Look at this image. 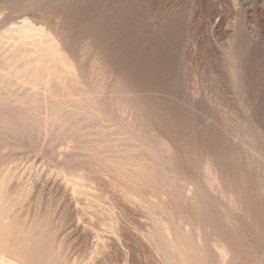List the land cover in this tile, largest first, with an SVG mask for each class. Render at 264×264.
<instances>
[{
    "label": "rangeland",
    "instance_id": "374dc122",
    "mask_svg": "<svg viewBox=\"0 0 264 264\" xmlns=\"http://www.w3.org/2000/svg\"><path fill=\"white\" fill-rule=\"evenodd\" d=\"M45 9L49 11V16L52 12L60 14L62 10L64 20L57 26L58 30L56 26L46 30L47 21L54 16L52 14L49 18ZM42 15L45 18L40 19ZM0 23V79L6 73L8 75V72L12 73V70L11 75L22 66H27L26 71L20 69L15 72L14 76L19 74L17 78L13 79L14 76L9 73L10 77L6 75L3 78L6 79L5 82L0 80V84L4 86L9 84V87L0 85V92L4 89V95L0 93L4 98L0 97V100L6 99L4 103H0L8 106L0 105V111L4 115L0 113V121L4 123L0 122V264H264V170L255 165L253 156L254 150L258 148L264 155V0H0ZM42 23L44 27H40ZM61 24L64 29L60 28ZM37 28L44 30V33L38 32ZM33 29L37 31L32 32ZM27 30H30L28 32L33 37L36 33L37 35L23 41L13 40V45L12 38H17ZM54 31L56 34H52ZM40 34H46L43 41L46 44L49 42L48 46L43 42L39 43L37 39ZM88 37L91 40H87ZM7 38L11 40L8 42ZM86 43L92 45L89 47ZM33 45H41V49L33 48ZM50 45L61 47L62 50L57 49L63 52L59 51L58 55L54 51V55ZM47 47L50 48L46 51ZM42 48L44 52L41 51ZM38 53L52 55L50 60H53L54 76H51L56 86L64 88L67 95V98L62 99L60 92L52 90L59 101L63 100L61 104L67 103L61 107L60 102H56L59 106L55 105L52 113L57 115V111H60L59 127H55L56 130L53 129L49 134L44 128L48 129L49 126L45 116L50 115L42 99V81L45 82L47 72L43 64H36L37 59L49 60V57L45 54L41 57ZM96 53L103 54L112 70L111 77ZM18 64L21 67L14 69ZM28 64L32 68L29 71ZM7 65L13 68L9 69ZM41 70H44L42 74ZM30 71H33L30 74L32 78ZM23 73H27L28 78ZM105 74L108 78L104 77ZM21 75L25 76L24 82L23 78H18ZM35 78L37 87L26 81ZM37 78L40 79L39 82ZM10 79L13 80V86L10 85ZM114 79L115 83L112 82ZM104 80L107 84H104ZM119 85H124V88H119ZM105 87L108 89L105 90ZM25 88L31 92L28 90L30 93L27 94ZM38 88L42 92L40 89V92L36 91ZM5 89L8 92L13 90L14 94L10 92L5 95ZM97 89L101 90L102 97L97 96L100 94ZM122 89L125 91H120ZM110 90L112 93L117 92L112 95ZM22 92H25L24 96ZM36 93L39 97L37 100ZM86 94L89 98L85 97ZM110 95L119 98L121 102L110 98ZM90 97H93L92 100ZM18 98L22 99V103L18 102ZM107 98L111 101H107ZM134 98L138 99V103ZM13 102L12 109L9 110ZM116 103L123 104L118 107ZM78 106L76 111L79 114L74 112V108ZM114 107L119 110L114 111ZM26 110L31 112V116ZM129 110L136 114H129ZM46 113L49 116L43 115ZM67 113L68 116H65ZM99 113L105 114V117ZM75 114L82 116V120L78 116L76 118ZM63 116L71 119L66 121ZM31 119L34 123H31ZM83 119H87L84 123L88 122L89 126L83 123ZM72 120L77 122L73 123ZM6 121L9 124H5ZM67 122L69 124H66V129L73 127L69 129L71 133L74 131L72 136L64 130L63 124ZM102 122L107 124L104 126ZM90 123L94 125L91 126ZM35 124L43 126V129L33 127ZM5 125H12V128L9 126L7 130ZM94 126L96 127L93 128ZM106 126L112 131L116 129L115 134ZM14 127L20 130L17 131ZM87 127L92 129L87 130ZM73 129H77L76 132ZM78 130H82L83 134ZM61 131L64 133L61 134ZM58 132L60 135H57ZM106 133L108 136L110 134L109 138ZM154 133L158 134L157 137ZM53 134H56V138ZM71 137H76V140ZM48 138H51L50 142ZM22 139L27 140V143ZM77 139L80 140L77 142ZM44 143H48V146ZM121 144L131 145L128 146L130 149L124 145L123 148ZM131 148H135V151ZM105 149H110L108 153H111L107 154ZM112 149L119 152L113 153ZM96 150L97 154L94 155ZM131 150L132 154L138 153L137 157L130 153ZM143 153L145 154L142 156ZM125 160L127 163L122 162ZM148 161L150 165L147 164ZM75 163L79 166L76 167ZM125 163L129 165L125 166ZM139 163L142 164L140 170L146 171L145 175H148L144 179L143 176L138 178ZM123 164L124 168L121 166ZM114 165L119 167L115 168ZM148 166L151 169L148 170ZM205 166L208 168L207 172ZM208 170L213 172V176L216 174L219 178L220 175L227 190L221 186V179H218L220 184L215 188L218 182L213 185L215 180ZM158 173L160 179H163L164 174L173 176V185L160 181L155 175ZM192 188L198 190L194 191ZM186 189H191L194 193L196 203L195 199L194 202L190 200ZM182 201L186 203L183 204ZM220 243H224L229 252L224 253Z\"/></svg>",
    "mask_w": 264,
    "mask_h": 264
},
{
    "label": "bare ground",
    "instance_id": "6f19581e",
    "mask_svg": "<svg viewBox=\"0 0 264 264\" xmlns=\"http://www.w3.org/2000/svg\"><path fill=\"white\" fill-rule=\"evenodd\" d=\"M4 4H5V3H4ZM3 6H4V5H3ZM6 6H7V5H6ZM54 7H55V6H54ZM25 9H26V8H25ZM59 9H61V8H59ZM42 10H43V9H42ZM48 10H49V9H48ZM52 10H53V9H52ZM52 10H51V11H52ZM45 11H46V9H45ZM45 11H44V12H45ZM61 11H62V10H61ZM61 11H60V14H59V13H54V14H53V12H52V14H53L54 17H53L52 19H49V20L47 21V22H48V25L46 24V22L43 21L44 24H46V25L48 26V29H46V28H44V29H46V30H50L51 28L54 29V27L56 26V29L58 30L57 26H59V24L64 20V18H63V20H62V17H64V16H63L64 14H62ZM95 11H96V10H95ZM39 12H40V11H39ZM46 12L48 13V17L51 18V15H52V14L49 16V11H46ZM57 12H58V11H57ZM64 13H65V12H64ZM61 14H62V15H61ZM43 15H46V14H43ZM43 15L40 16V19L45 18V17H43ZM66 15H67V14H66ZM32 16H34V15H32ZM35 16H36V15H35ZM41 17H43V18H41ZM46 17H47V15H46ZM65 17H67V16H65ZM36 18H37V16H36ZM176 18H177V17H176ZM32 19H33V18H32ZM38 19H39V18H38ZM69 19H70V18H69ZM21 20H22V19H21ZM23 20H26V19L24 18ZM23 20H22V21H23ZM35 20H37V19H35ZM45 20H46V19H45ZM33 21H34V20H33ZM39 22H40V21H39ZM29 23H30V22H29ZM66 23H67V21H66ZM66 23H65V24H66ZM0 24H1V23H0ZM21 24H22V23H21ZM42 24H43V23H42ZM44 24L41 25V26L39 25V26H40V27H42V26L44 27ZM65 24H63V25L66 26ZM69 24H70V23H69V21H68V25H69ZM12 25H16V24H12ZM12 25H11V26H12ZM24 25H26V22H25V21H24ZM32 25H33V23H32ZM53 25H54V26H53ZM22 26H23V25H22ZM37 26H38V25H37ZM47 26H46V27H47ZM52 26H53V27H52ZM69 26H70V25H69ZM61 27H62V29H64L63 26H62V24H61L60 28H61ZM24 29H25V28H24ZM34 29H35V28H34ZM34 29H33V31H32V30H31V31H32V32H36L37 30L34 31ZM37 29H38V28H37ZM42 29H43V28H42ZM72 29H73V28H72ZM60 30H61V29H60ZM175 30H176V29H175ZM28 31H30V30L23 31V32L20 31L21 33H20L19 35L17 34V35H18L17 38H16V37L12 38V42H13V40H15V42H17V41H16L17 39H19V40L22 39V41H23V40L26 39V38L33 37V36L30 34V32H28ZM40 31H41V28H40V30L38 29V32H40ZM52 31H53V30H52ZM10 32H11V30L9 31V33H10ZM42 32L44 33V30L41 31V34H42ZM48 32H50V31H48ZM56 32H57V31H56ZM61 32H62V31H61ZM5 33H6V32H5ZM5 33H4V34H5ZM15 33H16V32H15ZM45 33L50 35L51 32H50V33L45 32ZM53 33L56 34L55 31L52 32V34H53ZM65 33H66V31H65ZM163 33H165V32H163ZM7 34H8V33H7ZM41 34L39 35V39H37V40H39V43H40V44H41V42H43V44H44V43L46 44V42L43 41V36H45L46 34H45V35L43 34V36H42ZM52 34H51L50 36H52ZM11 35H12V34H11ZM35 35H37V33H36ZM35 35H34V37H35ZM79 35H80V34H79ZM2 36H3V35H2ZM12 36H13V35H12ZM59 36H60V34H59ZM34 37H33V38H34ZM54 37H55V35H54ZM57 37H58V36H57ZM62 37H64L63 34H62ZM62 37H61V38H62ZM37 38H38V36H37ZM49 38H51V37H49ZM90 38H91V37H90ZM90 38L88 37L87 40H91ZM92 38H93V37H92ZM7 39H8V38H7ZM30 39H31V38H30ZM44 39H46V38H44ZM52 39H54V38L52 37ZM9 40H11V39H8V42H9ZM50 40H51V39H50ZM50 40H48V41H50ZM54 40H55V39H54ZM56 40H57V39H56ZM63 40H66V39L63 38ZM87 40H86V42H87ZM51 41H52V40H51ZM51 41H50V42H51ZM60 41H61V40H60ZM97 41H98V40H97ZM151 41H152V40H151ZM15 42H13V45H14ZM62 42H63V41H62ZM169 42H170V41H169ZM0 43H1V42H0ZM29 43H30V42H29ZM48 43H49V42H47V44H46L47 46H48ZM52 43H53V42H52ZM84 43H85V42H84ZM144 43H145V42H144ZM7 44H8V43H7ZM35 44H37V43H35ZM43 44H42V45H43ZM62 44H63V43H62ZM86 44H87V46L92 45V44H89V45H88V43H86ZM96 44H97V43H96ZM99 44H100V43H99ZM99 44H98V46H101V47L104 46V44H103V46H102V45H99ZM3 45H5V44H3ZM51 45H52V44H51ZM51 45H50V47L53 48V49H51L50 47H49V48H50V50L53 51L52 53H53L54 55H55V53L58 54V52H59L60 50L57 49V48H61V47H58V46H57V47H56V46H55V47H52ZM57 45H59V44H57ZM164 45H165V44H164ZM39 46L41 47V45H39ZM39 46H38V47H39ZM44 46H45V45H44ZM94 46H95V44H94ZM38 47H35V46L33 45V48H37L38 50H40L41 48L39 47V48H40V49H39ZM83 47H84V46H83ZM83 47H82V48H83ZM89 47H90V46H89ZM91 47H92V46H91ZM12 48H13V47H12ZM44 48H45V47H44ZM49 48L47 47V48H46V51H47V49H49ZM37 49H36V50H37ZM74 49H75V48H74ZM97 49H98V48H97ZM97 49H95V50H97ZM159 49H160V48H159ZM34 50H35V49H34ZM50 50H48V51L50 52ZM61 50H62V48H61ZM91 50H93V49H91ZM41 51H43V48H42ZM54 51H55V53H54ZM38 52H39V51H38ZM43 52H44V51H43ZM49 52H48V53H49ZM60 52H63V51H60ZM95 52H96V51H95ZM97 52H98V51H97ZM52 53H51V54H52ZM100 53H101V52H100ZM35 54H36V53H35ZM38 54H39V53H38ZM43 54H45V53H43ZM43 54H42V55H43ZM78 54H79V53H78ZM96 54L99 55V56H97L98 59L100 60V62L102 63V65L106 68V71H107L108 73H110L109 77H111L112 70L110 69L108 63L106 62V59L103 58V56H102L103 54H102V55L99 54V53H96ZM96 54H94V57L96 56ZM39 55H41V53H40ZM42 55H41V57H43ZM45 55L47 56V58L49 57V60L46 59V58H39V59H37V63H36V64H37L38 66H39V64H43L44 67H45L44 70H45V72H47V74L45 73L46 75L44 74V75L46 76V77L44 78V79H45V82H44V80H43V81L41 80V81L44 83V85H43V83H42V84L40 83V85H43V86H42V90H43V93H44V98L42 97V94H39V95H40V96L42 97V99L45 101V104H46L45 107H47V109H48L47 112H49V115H50V116H49L47 113H46V114H43V115H48V116H49V117H47V116H45V117H46V119L48 118V121H47V122H49V126H47V128H48L49 130H51V131L49 132L48 129H45L46 127L44 128V131L47 130V133L49 134V133H51V132L53 131V129L56 130V128L59 127V126H58V121H59V118H60V116H59V112H60V111H57L58 108L56 107V111H57L58 113H57V115H56V114L54 115V114L52 113V112H54V111H53V108H54V110H55L56 102H60V104L63 102V100H62V102L59 101V100H58L59 98L57 99L56 96H55V94H52V90H57L58 92H60V95H61V98H62V99L67 98V97H66L67 95L65 94L66 92H65V89H64V88L56 86V82H55L54 78L51 76V74H52V75L54 74V72L52 73V71H54V68H53L54 66H52V62H51L52 59L50 60V57H51L52 55H51V56H50V55H47V54H45ZM54 55H53V58H54ZM58 55H59V54H58ZM61 55H62V54H61ZM61 55H60V56H61ZM100 55H101V56H100ZM105 55H106V54H105ZM60 56H58V59L60 58ZM36 57H37V56H36ZM15 58H17V57L15 56ZM37 58H38V57H37ZM51 58H52V57H51ZM95 58H96V57H95ZM91 59H93V57H92ZM8 60H9V59H8ZM8 60H6V62H7ZM61 60H63V59H61ZM52 61H53V60H52ZM59 61H60V60H59ZM6 62H5V63H6ZM54 62H55V60H54ZM61 62H62V61H61ZM3 63H4V62H3ZM5 63H4V64H5ZM24 63H25V66H26V65H27L26 61H25ZM24 63H23V65H24ZM29 63H30V62H29ZM30 64L32 65V62H31ZM12 65H13V64H12ZM21 65H22V64H21ZM31 65H30V67H31ZM37 65H36V67H37ZM43 65H42V66H43ZM7 66H8V65H7ZM97 66H98V65H97ZM20 67H21V66H20ZM20 67H19V64H18V65H16V67H14V69H15V68H20ZM22 67H23V68H20V69H24V70L27 69V66H26L25 68H24V66H22ZM28 67H29V64H28ZM30 67L28 68V71H29ZM36 67H35V68H36ZM6 68H7V67H5V69H6ZM8 68L10 69V68H13V67H9V66H8ZM8 68H7V69H8ZM5 69H3V71H4ZM7 69H6V70H7ZM20 69L15 70V72H16V71L19 72L18 70H20ZM31 69H32V68H31ZM31 69H30V70H31ZM36 69L38 70V68H36ZM44 70H43V71H44ZM1 71H2V69H1ZM25 71H26V70H25ZM34 71H35V70H34ZM43 71L41 70V74H42ZM68 71H69V70H68ZM104 71H105V70H104ZM15 72H14V74H15ZM30 72H31V73H30ZM30 72H29V75L33 73V71H30ZM55 72H56V71H55ZM99 72H100V71H99ZM9 73H10V72H8V75H9ZM12 73H13V70H12ZM12 73H10V76L13 77L14 74L11 75ZM20 73H22V72H20ZM27 73H28V72H27ZM27 73H23V75H24V74L27 75ZM102 73H103V72H102ZM105 73H106V72H105ZM34 74H36V73H34ZM41 74H40V75H41ZM4 75H5V74H4ZM6 75H7V73H6ZM6 75H5V77H6ZM8 75H7V76H8ZM18 75H19V74H18ZM18 75H17V76H18ZM23 75L19 76L18 78H19V80H20V78H21V79L23 78L22 81L24 82V77H25V76H23ZM106 75H107V74H105L104 77H106ZM119 75H120V73H119ZM1 76H2V74L0 75V78H1ZM10 76H8V77H10ZM17 76H14L13 79H15V77L17 78ZM38 76H39V75H38ZM42 76H43V75H42ZM53 76H54V75H53ZM122 76H123V75H122ZM124 76H125V75H124ZM5 77H3V78H5ZM12 77H11V78H12ZM35 77H36V76H35ZM39 77H41V76H39ZM104 77H103V78H104ZM117 77H118V74H117ZM120 77H121V75H120ZM3 78L0 79V80H2L1 82H5L6 79L4 80ZM26 78H28V75H27ZM30 78H32L31 75H30ZM103 78H102V79H103ZM106 78H108V77H106ZM115 78H116V77H115ZM118 78H119V77H118ZM118 78H117V80H118ZM121 78H122V77H121ZM37 79H38V78H37ZM109 79H110V78H109ZM3 80H4V81H3ZM16 80H17V79H16ZM28 80H29V81H28ZM34 80H35V81H34ZM34 80H33V79H32V80H30V79H26L27 83H29L30 85L33 84L34 82H36V78H35ZM39 80H40V79H38L37 81L39 82ZM8 81H9V80H8ZM10 81H11V79H10ZM106 81H108V80H106ZM114 81H116V79H114L112 82H114ZM119 81H120V80H119ZM12 82H13V80L11 81L10 85L12 84ZM19 82H20V81H19ZM104 82H105V80H104ZM120 82H121V81H120ZM7 83H8V82H7ZM14 83H15V81H14ZM16 83H17V82H16ZM25 83H26V82H25ZM25 83H24V84H25ZM27 83H26V84H27ZM102 83H103V82H102ZM114 83H115V82H114ZM116 83H117V82H116ZM122 83H123V82H121V84H122ZM127 83H128V82H126V84H127ZM129 83H130V82H129ZM26 84H25V85H26ZM29 84H28V85H29ZM100 84H101V82H100ZM104 84H107V83L105 82ZM118 84H119V82H118ZM126 84H125V85H126ZM0 85H2V84H0ZM13 85H14V84H13ZM13 85H11V86H13ZM28 85H26V86H28ZM35 85H36V83H34L32 86L35 87ZM40 85H39V86H40ZM102 85H103V84H102ZM102 85H100V86H102ZM2 86H4V85H2ZM7 86L9 87V84H8ZM7 86L5 85L4 87H7ZM18 86H20V84H19ZM18 86H17V87H18ZM26 86H24V87H26ZM103 86H104V85H103ZM103 86H102V87H103ZM112 86H113V84H112ZM115 86H116V84H115ZM119 86H120L119 88H122V87L124 88V85H123L122 87H121V85H119ZM128 86H130V85L128 84L127 87H128ZM0 87H1V86H0ZM4 87H3V88H4ZM15 87H16V86H15ZM22 87H23V86H22ZM22 87H21V89H22ZM36 87H37V85H36ZM40 87H41V86H40ZM97 87H98V86H97ZM117 87H118V86H117ZM131 87H132V85H131ZM131 87H130V88H131ZM13 88H14V87H13ZM28 88H29V87H28ZM28 88H25V89H26V92L29 90ZM32 88H33V87H32ZM8 89H9V88H8ZM25 89H24L23 91H25ZM30 89H31V88H30ZM33 89H36V88H33ZM39 89H40V91H41V88H38V90H36V91H39ZM106 89H108V87H107V88L105 87V90H106ZM110 89H111V88H110ZM112 89H113V87H112ZM114 89H115V88H114ZM128 89H129V87H128ZM128 89H126V90H128ZM3 90H4V89H1L2 94L4 93ZM5 90H6V89H5ZM17 90H18V88H17ZM17 90H16V91H17ZM97 90H98V89H97ZM115 90H117V89H115ZM118 90H119V89H118ZM16 91H15V92H16ZM29 91L31 92V90H29ZM34 91H35V90H34ZM40 91H39V92H40ZM80 91H81V90H80ZM84 91H85V90H84ZM89 91H90V90H89ZM98 91H99L100 94H99V95L96 94V95L102 97L103 95H101V94H102V92H100L101 90H98ZM98 91H96V92H98ZM120 91L124 92L125 90L123 91V89H122V90H120ZM1 92H0V93H1ZM10 92H11V89H10ZM10 92H8V90H6V91H5V95H7L6 93L9 94ZM12 92H13V90H12ZM12 92H11V93H12ZM30 92H29V93H30ZM41 92H42V91H41ZM96 92H95V93H96ZM104 92H105V91H104ZM104 92H103V94H105ZM109 92L112 93V90H110ZM116 92H117V91H116ZM116 92L113 91L114 94H115ZM133 92H134V91H133ZM24 93H25V92H24ZM24 93L22 92L23 95H22L21 93H20V95L24 96ZM29 93L27 92V94H29ZM82 93H83V90H82ZM87 93L91 95L90 92H87ZM113 93H112V95H114ZM118 93H119V91H118ZM127 93H128V92H126V95H127ZM129 93L131 94L132 92L129 91ZM134 93H135V92H134ZM136 93H137V92H136ZM151 93H152V92H151ZM159 93H160V92H159ZM2 94H1V95H2ZM13 94H14V92H13ZM13 94H12V95H13ZM33 94H35V93H33ZM122 94H123V93H122ZM164 94H165V93H164ZM3 95H4V94H3ZM53 95L55 96V98H54ZM112 95H110V96H111L110 98H115V99H116V97H115V96L113 97ZM118 95H120V94H118ZM123 95H124V94H123ZM128 95H129V94H128ZM131 95H132V94H131ZM134 95H135V94H134ZM134 95H133V96H134ZM137 95H138V94H137ZM8 96H9V95H8ZM13 96H15V95H13ZM29 96H30V95H29ZM87 96H88V95L86 94L85 97H86V98H89V96H88V97H87ZM0 97H3V96H0ZM11 97H12V96H10V98H11ZM18 97H19V96H18ZM76 97H77V96H76ZM85 97H84V98H85ZM117 97H120V96H117ZM134 97H135V96H134ZM177 97H178V96H177ZM3 98H4V97H3ZM25 98H26V97H24V99H25ZM36 98H39V97H37V93H36V97H35V99H36ZM77 98H78V97H77ZM82 98H83V97H82ZM92 98H93V97H92ZM92 98L90 97L91 100H92ZM99 98H100V97H99ZM122 98H123V96H122ZM127 98H128V97H127ZM140 98H141V97H140ZM18 99H19V98H18ZM18 99H17V100H18ZM90 99H89V100H90ZM104 99H105V101H106V97H105ZM107 99H108V98H107ZM115 99H114V101H115ZM128 99H129V98H128ZM132 99H133V98H132ZM4 100H6V99L0 100V101H2L1 103H4ZM19 100H20V101H19ZM19 100H18V102L20 103L22 99L20 98ZM26 100H27V99H26ZM26 100H24V101H26ZM36 100H37V99H36ZM38 100H40V99H38ZM55 100H58V101H55ZM118 100H119V98L116 99V101H118ZM130 100H131V97H130ZM137 100H138V99H137ZM137 100L134 98V101H136V103H138ZM27 101H28V100H27ZM40 101L42 102V100H40ZM44 101H43V102H44ZM66 101H67V100H66ZM68 101H69V100H68ZM83 101H84V100H83ZM94 101H97V100H94ZM107 101H109V99H108ZM110 101H111V99H110ZM110 101H109V102H110ZM119 101H120V100H119ZM119 101H118V102H119ZM180 101H181V100H180ZM8 102H9V99H8ZM11 102H12V101H11ZM18 102H17V103H18ZM35 102H37V101H35ZM87 102H88V101H87ZM87 102L85 101V103H87ZM97 102H98V101H97ZM102 102H103V101H102ZM109 102H108V103H109ZM120 102H121V101H120ZM1 103H0V105H1ZM21 103H22V102H21ZM32 103H33V101H32ZM32 103H31V104H32ZM66 103H67V102H66ZM66 103L64 102V104H61V107H62V106H65ZM76 103H77V102H76ZM80 103H81V101H80ZM83 103H84V102H83ZM88 103H89V102H88ZM94 103H95V102H94ZM94 103H91V104L93 105ZM105 103H106V102H105ZM131 103H132V102H131ZM134 103H135V102H134ZM140 103H141V102H140ZM13 104H14V102H13L12 104H10V106H9L10 109H9V110L12 109V108H11V105H13ZM15 104H16V103H15ZM26 104H27V103H26ZM35 104H36V103H35ZM37 104H38V102H37ZM57 104H58V103H57ZM96 104H97V103H96ZM96 104H95V105H96ZM99 104H100V103H99ZM99 104H98V105H99ZM103 104H104V103H103ZM106 104H107V103H106ZM106 104H105V107H106ZM116 104L119 105L118 107H120V105L123 104V103H121V104L116 103ZM116 104H115V105H116ZM125 104L129 106V104H127V103H125ZM132 104H133V103H132ZM215 104H216V103H215ZM4 105H5V104H4ZM4 105L2 104L1 106H4ZM6 105H7V104H6ZM6 105H5V106H6ZM20 105H21V104H20ZM20 105H19V106H20ZM27 105H28V104H27ZM29 105H30V104H29ZM68 105H69V102H68ZM71 105H72V104H71ZM77 105H78V103H77ZM81 105H83V104H81ZM95 105H94V106H95ZM109 105H110V104H108V106H109ZM111 105H113V104H111ZM111 105H110V106H111ZM115 105H114V106H115ZM136 105H137V104H136ZM136 105H135V107H137ZM138 105H140V104H138ZM14 106H15V105H14ZM19 106H18V107H19ZM23 106H25V105L23 104ZM23 106H21V107H23ZM56 106H59V105H56ZM66 106H67V105H66ZM74 106H75V105H74ZM85 106H87V104H85ZM89 106H90V105H89ZM89 106H88V107H89ZM142 106H143V105H142ZM6 107L8 108V106H6ZM28 107H29V106H28ZM28 107H27V108H28ZM71 107H72V106H71ZM71 107H70V105H69V108H71ZM80 107H82V106H80ZM102 107H103V105H102ZM118 107H117V109H115V107H114V111L116 110V112H117V110H119ZM133 107H134V106H133ZM183 107H184V106H183ZM7 108H6V109H7ZM23 108H24V107H23ZM78 108H79V106L76 107V108H74V112H75L76 109H78ZM89 108H90V107H89ZM109 108H110V107H109ZM123 108L125 109V107H123ZM131 108H132V107H131ZM143 108H144V106H143ZM227 108H228V107H227ZM13 109H14V107H13ZM25 109H26V108H25ZM33 109L35 110V107H33ZM36 109H37V108H36ZM59 109L61 110L60 107H59ZM83 109H85V108H83ZM95 109H96V108H95ZM98 109H99V108H98ZM103 109H104V108H103ZM126 109H127V107H126ZM231 109H232V108H231ZM15 110H17V108H15ZM20 110H22V109H20ZM31 110H32V109H31ZM70 110H71V109H70ZM80 110H81V109H80ZM106 110H108V109H106ZM138 110H139V109H138ZM232 110H233V109H232ZM12 111H14V110H12ZM22 111H23V110H22ZM24 111H25V110H24ZM24 111H23V112H24ZM26 111H27V110H26ZM32 111H33V110H32ZM37 111H38V110H37ZM42 111H43V110H42ZM61 111H62V110H61ZM65 111H66V109H65ZM65 111H64V112H65ZM72 111H73V109H72ZM72 111H70V112L72 113ZM109 111H111V110H109ZM123 111H124V110H123ZM126 111H127V110H126ZM129 111H131V110H129ZM224 111H225V110H224ZM233 111H234V110H233ZM3 112H4V111H3ZM5 112H6V111H5ZM7 112H8V110H7ZM10 112H11V111H10ZM18 112H19V111H18ZM27 112H29V115L31 114V112H30L29 110H28ZM38 112H39V111H38ZM62 112H63V111H62ZM76 112L79 114L78 110H77ZM87 112H88V111H87ZM100 112H102V111H100ZM105 112H106V111H105ZM111 112H112V111H111ZM121 112H122V111H121ZM121 112H120V114L122 115ZM132 112H133V111H131V113H129V114H131V115L136 114V113H133V114H132ZM136 112H137V110H136ZM0 113H2V112L0 111ZM14 113H17V111H15ZM43 113H44V112H43ZM71 113H70V115H72ZM106 113H107V112H106ZM137 113H138V112H137ZM139 113H140V112H139ZM228 113H229V112H228ZM32 114H34V112H32ZM38 114H39V113H38ZM60 114L62 115V113H60ZM85 114H86V113H85ZM88 114H89V113H88ZM91 114H92V113H91ZM94 114H95V113H94ZM96 114H97V113H96ZM96 114H95V115H96ZM124 114H125V112H124ZM233 114H235V113H233ZM1 115H3V113H2ZM20 115L22 116V114H20ZM36 115H37V114H36ZM39 115H40V114H39ZM80 115H81V114H80ZM92 115H93V114H92ZM92 115H90V116H92ZM99 115H103V114H100V113H99ZM141 115H142V114H141ZM148 115H149V114H148ZM3 116H4V115H3ZM30 116H31V115H30ZM32 116H33V115H32ZM58 116H59V118H58ZM65 116H68V113H67V115H65ZM75 116H76V118H77L78 115L75 114ZM75 116H73V117H75ZM86 116H89V115L86 114ZM103 116L105 117V114H104ZM126 116H127V114H126ZM134 116H135V115H134ZM230 116H231V115H230ZM16 117H17V116H16ZM23 117H24V115H23ZM34 117H35V116H34ZM34 117H33V118H34ZM38 117H39V116H38ZM63 117H64V116H63ZM63 117H61V118H63ZM73 117H72V118H73ZM84 117H85V116H84ZM106 117H107V116H106ZM144 117H145V116H144ZM148 117H149V116H148ZM7 118H8V117H7ZM12 118H13V117H12ZM14 118H15V117H14ZM39 118H40V117H39ZM64 118H65V117H64ZM69 118H70V117L65 118V120L67 121ZM78 118H81V120H82V116H80V117L78 116ZM91 118H92V117H91ZM98 118H99V117H98ZM128 118H130V117H128ZM146 118H147V117H146ZM228 118H229V117H228ZM235 118H236V117H235ZM24 119H26V118L24 117ZM29 119H30V118H29ZM29 119L27 118L28 121H30ZM35 119H37V118H35ZM46 119H45V123H46ZM70 119H71V118H70ZM95 119H96V118H95ZM229 119H230V118H229ZM3 120H4V119H3ZM42 120H43V119H42ZM61 120H63V119H61ZM65 120H63V121H65ZM81 120H80V121H81ZM84 120H87V119H83V123H84ZM89 120H91V119H89ZM98 120H99V119H98ZM105 120H106V118H105ZM109 120H110V119H109ZM127 120H128V119H127ZM131 120H132V117H131ZM133 120H135V117H134ZM244 120H245V118H244ZM8 121H9V119H8ZM10 121H11V120H10ZM15 121H16V120H15ZM25 121H26V120H25ZM32 121H33V120L31 119V123H34V122H32ZM37 121H41V120H38V119H37ZM73 121H76V122H77V120H72V122H73ZM80 121H79V123H80ZM107 121H108V119H107ZM111 121H112V120H111ZM111 121H110V123H111ZM139 121H141V120H139ZM139 121H138V122H139ZM224 121H225V120H224ZM0 122L2 123V121H0ZM4 122H5V121H4ZM11 122H13V120H12ZM11 122H10V123H11ZM26 122H27V121H26ZM89 122H90V121H89ZM91 122H92V121H91ZM103 122H104V121H103ZM103 122H102L101 124H103ZM105 122H106V121H105ZM138 122L136 121V123H138ZM142 122H143V121H142ZM229 122H230V121H229ZM28 123H29V122H28ZM31 123H29L30 126H31ZM40 123H41V122H40ZM40 123H39V124H40ZM42 123H43V121H42ZM45 123H44V124H45ZM60 123H61V122H59V124H60ZM73 123H74V122H73ZM85 123H87V125H88V122H85ZM85 123H84V124H85ZM112 123H113V122H112ZM130 123H131V122H130ZM132 123H134V121H133ZM139 123H140V122H139ZM2 124H4V123H2ZM5 124H9V122L7 123V121H6ZM15 124L17 125V123H15ZM29 124H28V126H27V127H28V130H29ZM39 124H37L38 128H41V127H42L41 129H43V126L40 125V127H39ZM66 124L68 125L69 123L67 122V123L63 124V126H64V130L66 129V128H65ZM70 124H72L71 121H70ZM75 124H78V123H75ZM80 124H81V123H80ZM80 124H79V126H80ZM106 124H107V123H104L103 125L105 126ZM113 124H114V123H113ZM144 124H145V123H144ZM148 124H149V122H148ZM227 124H228V123H227ZM0 125H1V124H0ZM12 125H13V124H12ZM12 125H11V126H12ZM16 125H15V126H16ZM22 125H23V124H22ZM46 125H48V123H46ZM72 125H73V124H72ZM85 125H86V124H85ZM90 125L92 126V125H94V124H93V123H90ZM99 125H100V124H99ZM133 125H134V124H133ZM142 125H143V124H142ZM214 125H215V124H214ZM237 125H238V124H237ZM5 126H6V129H7L10 125H9V126L5 125ZM5 126H4V127H5ZM11 126H10V128H12ZM37 126H36V124H35L33 127L37 128ZM63 126H62V124L60 125L61 128H62ZM69 126H70V125H69ZM74 126H75V125H74ZM83 126H84V125H83ZM88 126H89V125H88ZM96 126H97V125H96ZM96 126H94L93 128H95ZM131 126H132V124H131ZM136 126H137V128H138V125H137V124H136ZM136 126H135V127H136ZM143 126H144V125H143ZM152 126H153V125H152ZM234 126H235V125H234ZM16 127H17V126H16ZM31 127H32V126H31ZM55 127H56V128H55ZM66 127H67V126H66ZM85 127H86V126H85ZM106 127H107V126H106ZM110 127H111V125H110ZM110 127L108 126L107 128L111 129ZM113 127H114V125L112 126V129H113ZM239 127H240V126H239ZM1 128H3V126H2ZM35 128H32V129L35 130ZM61 128H60V129H61ZM67 128H68V127H67ZM72 128H73V127H72ZM72 128L70 127L69 129L71 130ZM131 128H132V127H131ZM141 128H142V127H141ZM149 128H150V127H149ZM153 128H154V127H153ZM153 128H152V129H153ZM244 128H245V127H244ZM3 129H4V128H3ZM14 129H15V127H14ZM17 129H18V128H16L15 130H17ZM21 129L23 130L24 128H21ZM41 129H39V130L41 131ZM69 129H66V131H68V133H71V132H69V131H70ZM77 129H78V128H77ZM77 129H73V130H75V132H76ZM79 129H80V128H79ZM89 129H92V128L89 127ZM89 129H88V127H87V130H89ZM104 129H105V128H104ZM112 129H111V131H112ZM134 129H136V128H134ZM138 129H139V128H138ZM143 129H144V128H143ZM143 129H142V130H143ZM234 129H235V128H234ZM247 129H248V128H246V130H247ZM7 130H8V129H7ZM9 130H10V129H9ZM15 130H11V131L15 132ZM18 130H20V128H19ZM18 130H17V131H18ZM22 130H21V131H22ZM28 130H27V131H28ZM37 130H38V129H37ZM39 130H38V131H39ZM73 130H72V131H73ZM105 130H106V129H105ZM115 130H116V129H115ZM115 130H114V131H115ZM139 130H140V129H139ZM3 131H4V130H3ZM3 131H2V132H3ZM17 131H16V135L18 134ZM32 131H33V130H32ZM32 131H31V133H32ZM44 131H43V132H44ZM58 131H59V128H58ZM62 131H63V130H62ZM62 131H61V134L64 133V132H62ZM78 131H79V130H78ZM114 131H112V132L115 134ZM117 131H118V130H117ZM237 131H238V130H237ZM242 131H243V129H242ZM36 132H37V131H36ZM41 132H42V131H41ZM73 132H74V131H73ZM73 132H72V133H73ZM79 132L82 133L83 131L80 130ZM79 132H77V134H78ZM90 132H92V130H90ZM90 132H89V133H90ZM103 132H104V131H103ZM139 132H140V131H139ZM251 132H252V131H251ZM3 133H5V134H9V135L11 134V135H12V133H10V132H8V131L3 132ZM21 133H23V132H21ZM33 133H34V135L36 134L35 132H33ZM47 133H46V134H47ZM56 133H57V132H56ZM58 133H59V134H57V135H60V132H58ZM72 133L69 134V136H70V135L72 136ZM81 133H80V134H81ZM84 133H86V132H84ZM92 133H94V131H93ZM98 133H99V132H98ZM109 133H110V132H109ZM113 133H111V134H113ZM120 133H121V132H120ZM144 133H145V130H144ZM156 133H157V132H156ZM156 133H154V134H155L154 136L157 137L158 134H156ZM239 133H240V131H239ZM244 133H245V132H244ZM23 134H24V133H23ZM27 134L30 135L29 133H27ZM39 134H41V133H39ZM44 134H45V133H44ZM46 134H45V135H46ZM48 134H47V137H49ZM82 134H83V133H82ZM87 134H88V132H87ZM96 134H97V133H96ZM101 134H102V133H101ZM103 134H105V133H103ZM103 134H102V135H103ZM107 134H108V133H106V135H107ZM121 134H122V133H121ZM235 134H236V133H235ZM14 135H15V133H14ZM14 135H12V136H14ZM32 135H33V134H32ZM51 135H52V134H51ZM51 135H50V136H51ZM53 135H54L55 138H56V134H53ZM64 135H65V134H64ZM64 135H63V137H64ZM67 135H68V134H66L65 136H67ZM84 135H85V134H84ZM84 135H82V136H84ZM106 135H104V136H106ZM122 135H123V134H122ZM159 135H160V134H159ZM246 135H247V134H246ZM7 136H8V135H7ZM12 136H9V137L12 138ZM87 136H91V135H87ZM87 136H85V139L88 140ZM104 136H103V137H104ZM107 136H108V135H107ZM109 136H110V134H109ZM109 136H108L107 138H109ZM149 136H150V135H149ZM247 136H248V135H247ZM2 137H3V136H2ZM16 137H17V136H16ZM18 137H19V134H18ZM18 137H17V139L19 140ZM29 137H32V136H29ZM29 137H28V138H29ZM51 137H53V136H51ZM59 137H61V136H59ZM77 137H79V136H77ZM101 137H102V136H101ZM150 137H151V136H150ZM161 137H163V136L161 135ZM161 137H160V138H161ZM26 138H27V137H26ZM34 138H35V137H34ZM40 138H41V137H40ZM53 138H54V137H53ZM53 138H52V139H53ZM55 138H54V139H55ZM57 138H58V137H57ZM65 138H66V137H65ZM65 138H64V139H65ZM72 138H74V137H71V139H72ZM75 138H76V137H75ZM75 138H74V139H75ZM79 138H80V137H79ZM83 138H84V137H83ZM83 138H81V139H83ZM89 138H90V137H89ZM105 138H106V137H105ZM160 138H159V140H160ZM239 138H240V137H239ZM243 138H244V137H243ZM243 138H242V139H243ZM6 139H7V138H6ZM12 139L14 140V138H12ZM17 139H16V140H17ZM37 139H38V138H37ZM48 139H49V142H50V141H51V138H48ZM62 139H63V138H62ZM90 139H91V138H90ZM95 139H99V138H95ZM156 139H157V138H156ZM156 139H155V140H156ZM163 139H164V138H162V140H163ZM228 139H229V138H228ZM24 140H25V137H24ZM24 140L22 139V141H24ZM32 140H33V138H32ZM42 140H43V139H42ZM57 140H58V139H57ZM75 140H76V139H75ZM79 140H80V139H79ZM79 140L77 139V142H78ZM87 140H86V141H87ZM159 140H158V141H159ZM231 140H232V139H231ZM19 141H21V138H20ZM26 141H27V140H26ZM26 141H24V142H26ZM36 141H37V140H36ZM38 141H39V140H38ZM44 141H45V140H44ZM44 141H43V142H44ZM46 141H47V138H46ZM52 141H54V140H52ZM59 141H60V139H59ZM67 141H68V138H67ZM88 141H89V140H88ZM90 141H91V140H90ZM95 141H96V140H95ZM97 141H99V140H97ZM165 141H166L165 144H167L168 141H167L166 139H165ZM240 141H241V140H239V142H240ZM55 142H56V141H55ZM64 142H65V141H64ZM68 142H71V141H68ZM73 142H74V140H73ZM77 142H76V143H77ZM80 142H81V141H80ZM82 142H83V141H82ZM161 142H162V141H161ZM256 142H257V141H256ZM7 143H8V142H7ZM9 143H10V142H9ZM26 143H27V142H26ZM51 143H52V142H51ZM60 143H61V142H60ZM65 143H66V142H65ZM65 143H64V144H65ZM83 143H84V142H83ZM86 143H87V142H86ZM90 143H91V142H89V145H90ZM92 143H94V142H92ZM96 143H97V142H96ZM123 143H125V142H123ZM159 143H160V142H159ZM163 143H164V142H163ZM242 143H244V142H242ZM11 144H12V143H11ZM13 144H15V143H13ZM22 144H23V143H22ZM34 144H35V143H34ZM41 144H42V143H41ZM44 144H47V146H48V143H44ZM55 144H56V143H55ZM67 144H68V143H67ZM97 144H99V142H98ZM109 144H110V143H109ZM133 144H134V143H133ZM23 145H24V144H23ZM23 145H21V146H23ZM28 145H29V144H28ZM38 145H39V144H38ZM49 145H50V144H49ZM65 145H66V144H65ZM77 145H78V144H77ZM77 145H75V146H77ZM81 145H84V144H81ZM85 145H86V144H85ZM93 145H95V143H94ZM100 145H104V144H100ZM121 145H122V144H121ZM123 145H124V146H127V144H126V145L123 144ZM123 145H122V147H123ZM159 145H160V144H159ZM254 145H255V144H254ZM43 146H44V145H43ZM75 146H74V147H75ZM87 146H88V145H87ZM113 146H114V145H113ZM128 146H131V145L128 144ZM128 146H127V147H128ZM165 146H166V145H165ZM167 146L169 147L170 144L167 145ZM251 146H252V145H251ZM251 146H250V147H251ZM71 147H72V145L70 146V148H71ZM78 147H81V146H78ZM82 147H83V146H82ZM85 147H86V146H85ZM89 147H91V145H90ZM92 147H94V146H92ZM99 147H101V146H99ZM109 147H110V146H109ZM119 147H120V146H119ZM127 147H126V148H127ZM134 147H135V146H134ZM139 147H141V146L139 145ZM161 147H162V146H161ZM163 147H164V146H163ZM250 147H249V148H250ZM52 148H53V147H52ZM60 148H62V147H60ZM64 148H65V147H64ZM70 148H69V149H70ZM102 148H106V147H102ZM102 148H100V150H103ZM123 148H124V147H123ZM128 148H129V147H128ZM128 148H127V149H128ZM137 148H138V146H137ZM170 148H171V147H170ZM50 149H51V148H50ZM74 149H75V148H74ZM77 149H79V148H77ZM83 149H85V148H83ZM95 149H96V148H95ZM98 149H99V148H97V150H98ZM110 149H111V148H110ZM110 149H105V151H107V154H110V153H111V152L108 153V151H110ZM117 149H118V148H117ZM117 149H116V151L119 150V149H118V150H117ZM129 149H130V148H129ZM131 149H132V148H131ZM66 150H67V149H66ZM81 150H82V148H81ZM88 150H89V149H87V151H88ZM97 150H96V153H94V155L97 154ZM122 150H123V149H122ZM132 150H133V149H132ZM132 150H131V152H130L131 154H132ZM48 151H50V150H48ZM83 151H84V150H83ZM90 151H92V150L90 149ZM111 151H113V149H112ZM114 151H115V149H114ZM114 151H113V153H114ZM116 151H115V153H116ZM123 151H124V150H123ZM126 151H127V150H125V152H126ZM133 151H135V148H134ZM35 152H36V151H35ZM60 152H61V151H59V153H60ZM64 152H65V151H64ZM64 152H63V153H64ZM74 152H75V151H73V153H74ZM98 152H100V151H98ZM103 152H104V150H103ZM103 152H102V153H103ZM118 152H119V151H118ZM142 152H143V151H142ZM142 152H141V153H142ZM254 152H255V153H254L255 155H253L254 158H255V159H254V163H255V165H256L259 169H261V170L263 171V170H264V155L262 154V152H260L259 148H258V149H255ZM45 153H46V152H45ZM61 153H62V152H61ZM104 153H105V152H104ZM104 153H103V154H104ZM113 153H112V154H113ZM128 153H129V152H128ZM135 153H137V152H135ZM135 153H133V154H134V156L137 157L138 153H137L136 155H135ZM139 153H140V152H139ZM173 153H174V152H173ZM173 153H172V154H173ZM193 153H194V152H193ZM36 154H37V153H36ZM51 154H52V153H51ZM54 154H55V153H54ZM70 154H71V153H70ZM77 154L80 155V154H81V151H80V154H79V152H78ZM84 154H85V153H84ZM84 154H83V156H85ZM133 154H132V155H133ZM144 154H145V153H143L142 156H143ZM148 154H149V153H148ZM167 154H170V153H167ZM46 155H47V154H46ZM71 155H72V154H71ZM73 155H75V153H74ZM122 155H123V154H122ZM125 155H127V154H125ZM190 155H191V154H190ZM40 156H41V155H40ZM47 156H48V155H47ZM57 156H58V154H57ZM61 156H63V154H61ZM68 156H69V155H67V157H68ZM87 156H88V155H87ZM104 156H106V155L104 154ZM127 156H128V155H127ZM134 156H132V157L134 158ZM139 156H140V155H139ZM166 156H167V155H166ZM44 157H45V156H44ZM44 157H43V158H44ZM54 157H55V156H54ZM58 157L60 158V155H59ZM70 157L72 158V156H70ZM93 157H95V156H93ZM167 157H168V156H167ZM193 157H194V156H193ZM48 158H49V157H48ZM62 158H64V157H62ZM91 158H92V157H91ZM100 158H101V156H100ZM107 158H108V157H107ZM109 158H111V157H109ZM122 158H124V157H122ZM147 158H148V157H147ZM151 158H152V157H151ZM203 158H204V157H203ZM56 159H57V158H56ZM94 159H95V158H94ZM96 159H97V158H96ZM124 159H125V158H124ZM124 159H123V160H124ZM139 159H140V158H139ZM149 159H150V158H149ZM201 159H202V158H201ZM70 160H71V159H70ZM98 160H99V159H98ZM111 160H112V163L114 164L113 159H111ZM118 160H120V159H118ZM118 160H117L116 162H118ZM129 160H131V157H130V156H129ZM129 160H128V161H129ZM132 160H133V159H132ZM141 160H143V159H141ZM144 160L146 161V159H144ZM161 160H162V159H161ZM161 160H160V161H161ZM207 160H208V159H207ZM240 160H241V159H240ZM58 161H59V160H58ZM107 161H108V159H107ZM107 161H105V162H107ZM150 161H151V159H150ZM154 161H155V159H154ZM188 161H189V160H188ZM188 161H187V162H188ZM205 161H206V160H205ZM81 162H82V161H81ZM108 162H109V161H108ZM110 162H111V161H110ZM122 162H126V160H125V161H122ZM134 162H135V161H134ZM137 162H139V161H137ZM163 162H164V161H163ZM206 162H207V161H206ZM206 162H205V163H206ZM209 162L211 163V161H209ZM237 162H238V161H237ZM78 163L80 164V166H82L80 162H78ZM78 163H77V164H78ZM82 163L85 164L84 161H83ZM88 163H89V162L87 161V164H88ZM112 163H111V164H112ZM118 163H120V161H119ZM126 163H127V162H126ZM126 163H125V164H126ZM156 163H159V162L156 161ZM252 163H253V162H252ZM92 164H93V163H92ZM113 164H112V165H113ZM125 164H123V165H121V166L124 168V165H125ZM130 164H131V163H130ZM145 164H146V163H144L143 165L145 166ZM147 164H149V161L147 162ZM152 164H154V162H152ZM189 164H190V163H189ZM206 164H207V163H206ZM212 164H214L213 161H212ZM85 165H86V164H85ZM85 165H84V166H85ZM89 165H91V164L89 163ZM94 165H95V164H94ZM103 165H104V162H103ZM108 165H109V167L111 168L110 164H108ZM116 165H117V163H116ZM119 165H120V164H119ZM127 165H129V163L126 164L125 166H127ZM139 165H140V163H139ZM141 165H142V164H141ZM141 165L139 166V169L137 168V169H138L137 174H138V178H139V177L142 178V176H143L142 179H144V178H145L144 176H146V175H145V172H146V171H142V170H140ZM149 165H150V164H149ZM157 165H158V164H157ZM159 165H160V164H159ZM163 165H164V164H163ZM165 165H166V164H165ZM64 166H65V165H64ZM69 166H70V165H69ZM75 166H76V163H75ZM77 166H79V165H77ZM77 166H76V167H77ZM84 166H83V167H84ZM86 166H87V165H86ZM86 166H85V167H86ZM92 166H93V165H92ZM136 166H137V165H136ZM144 166H143V167H144ZM146 166H147V165H146ZM146 166H145V168H146ZM154 166H155V164H154ZM160 166H162V165H160ZM166 166H167V165H166ZM208 166L211 167V166H213V165H208ZM66 167H67V166H66ZM72 167H73V166H72ZM76 167H75V168H76ZM83 167H82V168H83ZM109 167H108V168H109ZM113 167H115V165H114ZM118 167H119V166H118ZM118 167H115V168H118ZM129 167H131V166H129ZM134 167H135V166H134ZM137 167H138V166H137ZM150 167H152V166H150ZM155 167H156V166H155ZM155 167H154V168H155ZM205 167H206V166H205ZM210 167H209V168H210ZM213 167H214V166H213ZM67 168H71V167H67ZM73 168H74V167H73ZM106 168H107V167H106ZM125 168H126V167H125ZM127 168H128V167H127ZM148 168H149V166L147 167V169H148ZM211 168H212V167H211ZM215 168H216L215 171L218 172V171H217V167H215ZM215 168H214V169H215ZM255 168H256V167H255ZM84 169H86V168H84ZM95 169H97V168H95ZM100 169H101V168H100ZM131 169H132V171H133V168H131ZM147 169H146V170H147ZM149 169H151V168H149ZM149 169H148V170H149ZM157 169H159V168H157ZM163 169H164V168H163ZM169 169H170V168H169ZM207 169H208V168L206 167L205 172H207ZM214 169H213V171H214ZM88 170H89V169H88ZM97 170H98V169H97ZM116 170H117V169H116ZM124 170H125V169H124ZM126 170H129V171H130V169H126ZM154 170H155V169H154ZM160 170H161V169H160ZM172 170H174V169H172ZM256 170H257V169H256ZM65 171H66V170H65ZM111 171H112V170H111ZM120 171H122V170H120ZM135 171H136V170H135ZM151 171H152V170H151ZM209 171H210V170H208V173H210ZM211 171H212V170H211ZM258 171H259V170H258ZM148 172H149V171H147V173H148ZM205 172H204V173H205ZM64 173H65V172H64ZM66 173H67V172H66ZM125 173H126V172H125ZM125 173H124V174H125ZM128 173H129V172H128ZM128 173H127V175H128ZM133 173H135V172H133ZM155 173H157V172H155ZM208 173H206V175H207ZM211 173L213 174V172H211ZM211 173H210V175H211ZM258 173H259V172H258ZM67 174H68V173H67ZM118 174H120L119 171H118ZM118 174H117V175H118ZM121 174H122V173H121ZM121 174H120V176H121ZM148 174H149V173H148ZM178 174H180V173H178ZM218 174H219V173H218ZM127 175H126V176H127ZM129 175H130V174H129ZM149 175L152 176V174H149ZM155 175L157 176V175H159V173H158V174H155ZM160 175H161V174H160ZM172 175H173V174H172ZM181 175H182V174H181ZM192 175H193V174H192ZM222 175H223V174H222ZM263 175H264V171H263ZM81 176H82V175H81ZM83 176H84V175H83ZM147 176H148V175H147ZM147 176H146V177H147ZM183 176H186V174L183 175ZM211 176H213V175H211ZM211 176H208V175H207V177H210V178H211ZM218 176H219V178L217 177L216 174H214V176H213L214 179H213V180H215V181H213V183H214L213 185H215V184L218 182V179H221V178H220V175H218ZM226 176H227V175H226ZM122 177H123V174H122ZM122 177H121V178H122ZM157 177L159 178L160 181H162V180L165 181V182H166L165 184H167V185H169V186H172V185H173V180H174L173 176H169V175H165V174H164V176L162 175L163 179H160L161 176H160V177L157 176ZM79 178H80V177H79ZM123 178H124V177H123ZM133 178H134V177H133ZM140 178H139V179H140ZM148 178H149V177H148ZM150 178H152V177H150ZM153 178H155V177L153 176ZM175 178H176V176H175ZM186 178H187V177H186ZM227 178H228V177H227ZM260 178H261V177H260ZM125 179L127 180L128 178H125ZM155 179H157V178H155ZM176 179H177V178H176ZM176 179H175V180H176ZM151 180H152V179H151ZM177 180H179V178H178ZM182 180H183V179H182ZM186 180H187V179H186ZM186 180H184V181L186 182ZM188 180H189V179H188ZM129 181H130V183L132 182V180H129ZM157 181H158V180H157ZM180 181H181V180H180ZM191 181H192V180H191ZM211 181H212V180H211ZM216 181H217V182H216ZM240 181H241V180H240ZM112 182H113V181H112ZM144 182H145V181H144ZM153 182H154V181H153ZM188 182H189V181H188ZM193 182H194V181H193ZM205 182H206V181H205ZM215 182H216V183H215ZM117 183H119V182H117ZM135 183L137 184L136 181H135ZM135 183H134V184H135ZM154 183H155V182H154ZM158 183L161 184V183H163V182H158ZM178 183H179V182H178ZM182 183H183V182H182ZM194 183L196 184V182H194ZM211 183H212V182H211ZM221 183L223 184V185H221V186L226 187V190H227V186H224V183L222 182V179H221ZM242 183H243V182H242ZM136 184H135V185H136ZM155 184H156V183H155ZM163 184H164V183H163ZM163 184H162V185H163ZM174 184H175V183H174ZM186 184H187V183H186ZM218 184H220V183L218 182V183L215 185V186H216L215 188H217V185H218ZM131 185H132V184H131ZM156 185H157V184H156ZM188 185H190V184H188ZM192 185H193V184H192ZM169 186H168V187H169ZM185 186H186V185H185ZM194 186H195V185H194ZM219 186H220V185H219ZM212 187H213V186H212ZM223 187H222V188H223ZM170 188H172V187H170ZM194 188H196V187H194ZM209 188H210V187H209ZM238 188H239V187H238ZM135 189H136V188H135ZM143 189H144V188H143ZM164 189H165V187H164ZM218 189H219V188H218ZM218 189H215V190H218ZM172 190H173V189H172ZM180 190H181V189H180ZM186 190H187V194H188V197L190 198V200H191L192 202L195 201V203H196V202H197V200L195 199L196 197H195L194 193H192L191 189H190V190L186 189ZM192 190L195 191V190H198V189H193V188H192ZM215 190H214V191H215ZM219 190H222V189L220 188ZM219 190H218V191H219ZM145 191H146V190H145ZM166 191H167V190H166ZM181 191H182V190H181ZM224 191H225V190H224ZM224 191H223V194H225ZM240 191H241V190H240ZM116 192H117V191H116ZM128 192H130V191H128ZM167 192H169V191H167ZM172 192H173V191H172ZM225 192H226V191H225ZM107 193H108V192H107ZM144 193H145V192H144ZM160 193H161L160 195H162V192H160ZM175 193H176V192H175ZM184 193H186V192H184ZM198 193H199V192H198ZM218 193H219V192H218ZM226 193H227V192H226ZM228 193L230 194L231 192L228 191ZM177 194H178V193H177ZM199 194H200V193H199ZM199 194H198V195H199ZM84 195H85V194H84ZM149 195H150V194H149ZM173 196H174V195H173ZM201 196H202V195H201ZM231 196H232V195H231ZM233 196H234V195H233ZM111 197H112V196H111ZM117 197H118V196H117ZM179 197H180V196H179ZM199 197H200V196H199ZM221 197H222V196H221ZM223 197H224V196H223ZM239 197H240V195H239ZM241 197H242V196H241ZM93 198H94V197H93ZM229 198H230V197H229ZM165 199H166V197H165ZM194 199H195V200H194ZM113 200H114V199H113ZM193 200H194V201H193ZM232 200H233V199H232ZM232 200H231V201H232ZM241 200H242V199H241ZM241 200H240V202H241ZM166 201H167V199H166ZM168 201H169V200H168ZM183 201H184V200H183ZM183 201H182V202H183ZM238 201H239V200H238ZM226 202H227V201H226ZM99 203H100V202H99ZM166 203H167V202H166ZM168 203H169V202H168ZM171 203H172V202H170V204H171ZM185 203H186V202H185ZM185 203L183 202V204H185ZM202 203H203V202H202ZM206 203H207V202H206ZM234 203H235V201H234ZM194 205H195V204H194ZM213 205H214V204H213ZM235 205H236V204H235ZM239 205H240V204H239ZM107 206H108V205H107ZM120 206H121V205H120ZM174 210H175V209H174ZM192 211H193V209H192ZM224 211H225V210H224ZM230 211H231V210H230ZM247 211H248V210H247ZM193 212H194V211H193ZM192 214H193V213H192ZM114 215H115V214H114ZM228 215H229V214H228ZM135 217H136V216H135ZM180 219H181V218H180ZM156 220H157V219H156ZM182 221H183V220H182ZM211 222H212V221H211ZM217 222H218V221H217ZM83 224H84V223H83ZM238 224H239V223H238ZM186 227H187V226H186ZM146 228H147V227H146ZM187 228H188V227H187ZM235 229H236V228H235ZM188 230H189V229H188ZM231 237H232V236H231ZM102 241H103V240H102ZM219 242H221V241H219ZM220 245H221V248H222V250H223L224 253H225L226 251L229 252V250H227V247L225 246L224 243H220ZM220 245H219V246H220ZM116 246H117V245H116ZM120 249H121V248H120ZM120 249H119V250H120ZM173 250H174V249H173ZM233 250H234V249H233ZM120 251H121V250H120ZM184 253H185V251H184ZM186 253H187V252H186ZM224 253H223V254H224ZM238 254H239V253H238ZM152 255H153V254H152ZM240 256H241V255H240ZM144 259H145V258H144ZM232 260H233V259H232ZM178 262H179V261H178ZM179 263H180V262H179ZM197 264H198V263H197Z\"/></svg>",
    "mask_w": 264,
    "mask_h": 264
}]
</instances>
